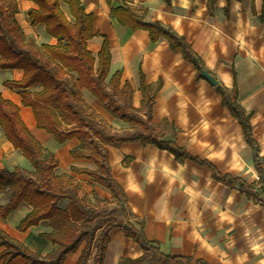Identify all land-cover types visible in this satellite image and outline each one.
Listing matches in <instances>:
<instances>
[{
  "label": "crops",
  "instance_id": "0c3cea01",
  "mask_svg": "<svg viewBox=\"0 0 264 264\" xmlns=\"http://www.w3.org/2000/svg\"><path fill=\"white\" fill-rule=\"evenodd\" d=\"M88 13L94 15V33L99 36L88 42L96 56L104 37L110 42L112 65L110 77L122 73V87L133 88V105L142 107L141 71L150 85L162 82L153 111V122L160 127L161 139L174 142L195 158L209 162L222 175L242 178L258 184L260 178L253 162V150L247 144L242 126L223 106L216 86L204 78L181 54L170 49L162 37L156 43L143 29L130 31L113 18L108 0H81ZM17 19L28 37L38 45H56L57 39L46 27L33 26L28 13L37 8L28 0H16ZM114 6L130 5L147 22H159L171 28L192 45L206 68L218 81L234 90L241 106L252 115L254 135L261 148L264 168V0H112ZM66 16L73 21L70 8L61 2ZM24 73L0 70V93L20 107V115L31 133L59 159L55 170L59 176H73L94 200L112 201V194L87 175L72 169L96 171V164L71 156L77 140L63 145L52 135L37 127L32 108L22 105L19 90L5 87L8 81H21ZM36 91V89H30ZM86 102L115 130L130 125L114 118L87 90ZM2 129V128H1ZM3 132V130H2ZM3 147L17 152L3 132ZM114 178L124 188L128 205L143 221L145 234L160 244L166 255L188 257L208 264H264V202L249 199L240 187L216 181L207 166L192 160H178L172 153L154 144L125 143L106 146ZM0 152V169H10ZM5 204L0 195V205ZM31 207L23 203L6 220L0 217V229L12 239L35 253L47 256L56 246L42 237L51 231L42 222L25 232L18 230ZM105 264H120L123 259H138L144 255L141 247L125 236L122 229L110 233ZM86 244L67 256L64 264H77ZM5 247H0V254ZM3 264V261H0ZM10 264H26L18 257ZM87 264H95V253Z\"/></svg>",
  "mask_w": 264,
  "mask_h": 264
},
{
  "label": "trees",
  "instance_id": "16d2710c",
  "mask_svg": "<svg viewBox=\"0 0 264 264\" xmlns=\"http://www.w3.org/2000/svg\"><path fill=\"white\" fill-rule=\"evenodd\" d=\"M13 1L12 6L6 7L0 0V70H18L24 76L21 81H8L4 85L21 91L22 105L32 108L37 127L52 135L57 143L63 145L73 140L80 143L71 151V156L90 160L98 169L90 171L74 167L73 173L87 175L109 190L112 201L101 200L97 194L92 200L73 176L57 175L55 170L60 165L59 159L31 133L21 118L20 107L0 93V126L8 141L34 169V172L23 167L0 169V195L5 202L0 205V217L6 220L23 203L28 204L31 211L18 230L25 232L48 222L51 231L42 237L57 247L42 256L0 229V247H5L0 261L10 264L22 257L26 264H64L69 254L78 252L86 244L77 264H87L93 253L95 264H105L110 233L122 229L127 238L141 247L144 255L135 260L123 259L120 264H208L202 260L194 263L188 257L166 255L158 242L147 238L144 222L136 221L124 188L112 174L106 146L154 144L180 161L188 159L207 166L216 181L238 186L249 199L264 202L261 148L254 135L252 115L238 102L235 89L220 84L216 86L223 106L238 120L245 140L253 150V162L260 178L258 184L224 176L211 163L193 157L174 142L161 139L160 127L153 122V111L163 83L148 84L141 71L142 107H134L133 88L129 83L122 87V73L110 77L112 53L108 38L104 37L102 49L96 56L88 47V42L99 35L94 33V15L87 12L81 0H28L37 7L28 13L32 25L45 26L47 34L57 39L56 45H38L34 38L27 36L17 19L18 4ZM217 1L210 0V7H214ZM61 2L69 6L73 21L63 12ZM164 2L170 5L172 0ZM108 4L119 25L130 31H148L153 43L165 37L171 51L181 54L194 65L198 78H203V71H208L206 65L185 37L159 22H147L128 4L114 6L112 0H108ZM85 90L114 118L129 124L130 128H112L86 102Z\"/></svg>",
  "mask_w": 264,
  "mask_h": 264
},
{
  "label": "rangeland",
  "instance_id": "374dc122",
  "mask_svg": "<svg viewBox=\"0 0 264 264\" xmlns=\"http://www.w3.org/2000/svg\"><path fill=\"white\" fill-rule=\"evenodd\" d=\"M3 4L6 6V7H10L14 4V1L13 0H3ZM4 136H3V132H2V129H1V126H0V152H4L5 149H7L6 147L4 148L3 147V139ZM6 155H4V160L3 162H6V166L8 167H11L13 169V167H23L24 169L30 171V172H34V169L32 167V165L26 160V161H22V159H18L16 157V154H18L17 152H7V150L5 151ZM14 153H16L14 155ZM22 158L25 159L22 155ZM3 199V198H2Z\"/></svg>",
  "mask_w": 264,
  "mask_h": 264
},
{
  "label": "water",
  "instance_id": "95a60500",
  "mask_svg": "<svg viewBox=\"0 0 264 264\" xmlns=\"http://www.w3.org/2000/svg\"><path fill=\"white\" fill-rule=\"evenodd\" d=\"M202 75H203V78L209 81L212 85L214 86L218 85L217 79L212 74H210V72L203 71Z\"/></svg>",
  "mask_w": 264,
  "mask_h": 264
}]
</instances>
